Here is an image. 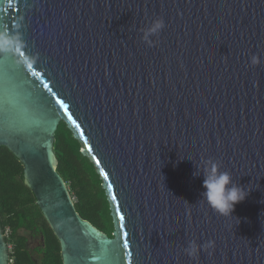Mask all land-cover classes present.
Here are the masks:
<instances>
[{"label":"water","instance_id":"water-1","mask_svg":"<svg viewBox=\"0 0 264 264\" xmlns=\"http://www.w3.org/2000/svg\"><path fill=\"white\" fill-rule=\"evenodd\" d=\"M3 34L0 146L63 264H264V0H0ZM60 121L100 175L113 237L57 171ZM209 160L249 190L232 215L202 197Z\"/></svg>","mask_w":264,"mask_h":264},{"label":"trees","instance_id":"trees-1","mask_svg":"<svg viewBox=\"0 0 264 264\" xmlns=\"http://www.w3.org/2000/svg\"><path fill=\"white\" fill-rule=\"evenodd\" d=\"M64 121L55 132L53 150L57 171L74 198L78 214L113 237V220L100 175L94 163L81 152ZM0 225L10 248V264H63L59 239L26 185L23 164L5 146H0ZM29 233L39 244L31 247Z\"/></svg>","mask_w":264,"mask_h":264},{"label":"clouds","instance_id":"clouds-1","mask_svg":"<svg viewBox=\"0 0 264 264\" xmlns=\"http://www.w3.org/2000/svg\"><path fill=\"white\" fill-rule=\"evenodd\" d=\"M163 27V20L157 19L146 29L144 39L147 40L149 34L157 32ZM9 45H13V40L7 34L0 35V49L7 50ZM252 65L260 63L258 55L250 58ZM206 175L203 180L205 189L202 194L207 204L221 215H232L235 206L244 201L249 194V190L242 186H238L232 182V177L228 172H220L219 165L214 161L206 162ZM195 175V173H194ZM211 242L205 247H210ZM199 250L198 245L192 241L189 242L185 251L189 256H195Z\"/></svg>","mask_w":264,"mask_h":264},{"label":"rangeland","instance_id":"rangeland-1","mask_svg":"<svg viewBox=\"0 0 264 264\" xmlns=\"http://www.w3.org/2000/svg\"><path fill=\"white\" fill-rule=\"evenodd\" d=\"M28 237L30 238V240H29L30 242L29 243H30L31 247H34V246L39 244V240L37 238H32L30 233H29ZM11 247H12V245L11 246L9 245V248H11Z\"/></svg>","mask_w":264,"mask_h":264},{"label":"snow or ice","instance_id":"snow-or-ice-1","mask_svg":"<svg viewBox=\"0 0 264 264\" xmlns=\"http://www.w3.org/2000/svg\"><path fill=\"white\" fill-rule=\"evenodd\" d=\"M115 248H119V243H116L115 246H114V250Z\"/></svg>","mask_w":264,"mask_h":264},{"label":"built area","instance_id":"built-area-1","mask_svg":"<svg viewBox=\"0 0 264 264\" xmlns=\"http://www.w3.org/2000/svg\"><path fill=\"white\" fill-rule=\"evenodd\" d=\"M74 200V199H73ZM10 262H12V260L10 259Z\"/></svg>","mask_w":264,"mask_h":264}]
</instances>
